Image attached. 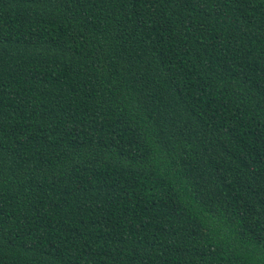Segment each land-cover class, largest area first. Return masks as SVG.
<instances>
[{
  "label": "trees",
  "instance_id": "obj_1",
  "mask_svg": "<svg viewBox=\"0 0 264 264\" xmlns=\"http://www.w3.org/2000/svg\"><path fill=\"white\" fill-rule=\"evenodd\" d=\"M0 264H264V0H0Z\"/></svg>",
  "mask_w": 264,
  "mask_h": 264
}]
</instances>
